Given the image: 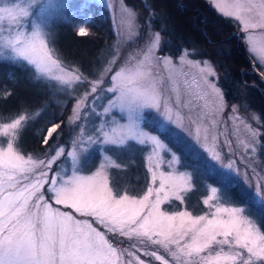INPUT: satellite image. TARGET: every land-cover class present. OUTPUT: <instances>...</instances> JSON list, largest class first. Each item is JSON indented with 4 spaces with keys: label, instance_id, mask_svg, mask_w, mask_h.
<instances>
[{
    "label": "rangeland",
    "instance_id": "1",
    "mask_svg": "<svg viewBox=\"0 0 264 264\" xmlns=\"http://www.w3.org/2000/svg\"><path fill=\"white\" fill-rule=\"evenodd\" d=\"M93 2L110 11L116 38L106 51L99 72L89 79L77 69L61 63L50 38L56 26L68 15ZM231 2L233 0H215L212 4L221 13L215 3ZM231 18L240 23L256 70L264 80V62L259 55L264 49V29L245 32L243 23ZM81 29L87 32L85 26ZM161 43L162 39L153 31L151 22L142 32L137 12L125 0H0V56L26 62L42 78L57 83L74 99L66 125L67 129L72 128V134L68 135L65 143L60 142L61 135H58L53 151L43 157L26 155L19 149L18 141L26 126V115H21L26 119L15 139L11 135L0 134V173L8 168L9 161L14 162L13 152L26 161L31 158L35 163L30 172L21 174L19 186H38L36 196L47 201L54 210L73 215L81 224L104 233L105 238L123 253L121 259L125 262L135 259L124 251L130 250L138 253L147 264H160L153 257L144 255L147 249L156 251L168 264H184L189 257L182 254L173 257L163 247L138 238L144 232L157 235L159 207L167 215L187 210L193 217L209 215L215 211L216 205L242 208L243 215L264 232L259 223V219L264 218V198L257 194L261 187L260 178H264L263 121L259 113L242 109V105L227 99L219 73L212 63L194 60L189 55L185 57L184 53L178 58L162 55ZM253 47L256 51L252 50ZM200 61L206 63L197 65ZM206 66L211 67L214 73L207 79L219 89L224 102L219 112L213 104L215 93L205 88L203 83L200 69ZM21 116L7 121L0 119V126ZM151 129L177 136L178 143L185 144L192 151V158L201 159L206 164V169H200V174H219L223 185L204 183L201 189L204 194L198 197L194 169H184L178 152ZM153 137L163 147L158 148ZM50 138L46 137L47 140ZM10 141L13 148L8 144ZM133 145L145 149L142 162L149 181L145 190L137 195L127 192L129 189L117 193L111 171L123 169V166L107 153V149L112 146L123 152ZM210 147L215 148L221 160L212 159L208 151ZM95 153H98L96 164L86 170ZM230 162L233 164L231 169L227 167ZM154 172L173 176L178 181L181 177L186 178V185L182 184L177 189L183 203L171 196L168 197L170 202L164 200L171 186L164 185V190L158 191L162 185L159 176L153 179ZM120 174H124L121 181L129 182L130 186L132 183L127 172L121 170ZM224 185L237 186L247 204L241 205L240 197L234 200ZM212 187L218 191L213 207L209 209L203 201L212 195ZM36 196H33V201ZM190 199H196L193 204L200 208L198 213L187 205ZM192 226L190 220L186 219L183 227L180 221L174 220L171 231H183ZM109 229L113 230L112 233L108 232ZM213 248L219 251V247L214 245ZM224 249L228 251L227 246ZM172 250L175 251L174 246ZM215 251L211 254L214 255ZM208 254L207 251L201 253L202 256Z\"/></svg>",
    "mask_w": 264,
    "mask_h": 264
},
{
    "label": "trees",
    "instance_id": "2",
    "mask_svg": "<svg viewBox=\"0 0 264 264\" xmlns=\"http://www.w3.org/2000/svg\"><path fill=\"white\" fill-rule=\"evenodd\" d=\"M125 3L137 12L142 32L151 22L153 31L162 39V55L178 58L183 50H187L192 59L212 63L219 73L227 99L242 105V109H251L260 114L264 142V80L256 70L240 23L219 13L210 0H125ZM83 26L87 32L82 34L80 30ZM115 38L110 11L93 2L59 23L51 34L50 44L62 64L77 69L91 79L99 72L103 57ZM73 101L57 83L42 78L31 65L0 56V119L7 121L21 115L27 116L26 126L18 141L23 154L45 156L53 151L52 146L58 135H61V143L66 142V138L72 134V128L67 129L66 125ZM54 124L60 125V129L55 132L54 138L45 142L47 130ZM151 130L178 152L184 169H194L198 197L204 194L201 190L204 183L223 185L219 174H200V169H206V164L201 159L192 158V151L185 144L178 143L177 136ZM144 151V148L135 145L123 152L112 146L107 149V153L123 166V169L111 171L117 193L129 189L127 192L137 195L145 190L149 174L142 162ZM97 157L98 153H95L90 158L92 163L85 167L86 170L96 164ZM121 170L129 175L130 186L129 182L121 181L124 175L120 174ZM123 181L127 183L126 186ZM225 188L234 200L240 197V204H247L237 186ZM195 200L190 199L187 205L198 213L200 208L193 204ZM248 205L251 207L250 203ZM259 223L264 230V218L259 219Z\"/></svg>",
    "mask_w": 264,
    "mask_h": 264
},
{
    "label": "snow or ice",
    "instance_id": "3",
    "mask_svg": "<svg viewBox=\"0 0 264 264\" xmlns=\"http://www.w3.org/2000/svg\"><path fill=\"white\" fill-rule=\"evenodd\" d=\"M215 6L223 15L241 21L245 32L255 28L264 29V0H259L258 3L256 0H233L231 3H215ZM145 7L147 8V5ZM80 31L82 34L85 32L84 29ZM251 40L250 36L249 42ZM252 50L256 51L255 47ZM183 53L185 57L189 55L187 50H183ZM259 55L264 62V49ZM199 63L206 62L200 61L197 65ZM200 72L205 88H210L215 93L213 104L219 112L224 102L219 89L207 79L214 75L212 68L206 66L201 68ZM25 119L21 116L0 126V134L11 135L15 139ZM59 127L60 125L54 124L47 130V136L53 137ZM152 140L158 148L163 147L155 137ZM45 142L48 140L45 139ZM8 144L13 148L12 141ZM208 151L211 152L213 160H221L215 148L210 147ZM13 160L14 162L9 161L8 168L0 173V264H147L138 253L130 250L124 251L129 257L135 256V259L125 262L121 259L123 253L105 238L104 233L97 231L93 226L81 224L73 215L54 210L47 201L37 197L38 186L24 184L20 187L21 174L30 172L35 162L31 158L26 161L23 156L14 152ZM227 167L231 169L233 164L230 162ZM157 176L162 185L158 191H163L164 185L171 186L164 200L170 202L168 197L171 196L183 203V197L177 189L182 184L186 185V178L181 177L178 181L173 176L160 173L157 175L154 172L153 179ZM260 179L261 187L257 194L264 198V178ZM217 191V188L212 187V195L203 201L209 209L213 207ZM33 196H36L35 201ZM243 212L242 208L216 205L215 211L209 215L193 217L187 210L167 215L159 207L157 216L160 224L157 235L144 232L138 238L141 241L148 239L152 244L163 247L173 257H179L181 254L189 257L184 264H264V232L248 220ZM186 219L192 222V227L183 231H171L172 221H180L183 227ZM112 231L108 230L109 233ZM214 245L219 247V251H215ZM224 246L228 247V251H225ZM132 247L135 249L136 246ZM205 251L209 254L202 256L201 253ZM214 251L215 254L212 255ZM144 255L153 257L160 264H168L156 251L145 249Z\"/></svg>",
    "mask_w": 264,
    "mask_h": 264
}]
</instances>
